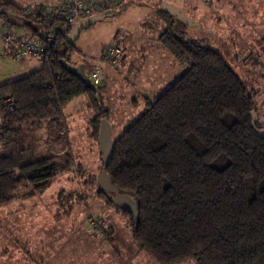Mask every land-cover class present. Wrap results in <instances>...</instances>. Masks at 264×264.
<instances>
[{
	"label": "trees",
	"instance_id": "trees-1",
	"mask_svg": "<svg viewBox=\"0 0 264 264\" xmlns=\"http://www.w3.org/2000/svg\"><path fill=\"white\" fill-rule=\"evenodd\" d=\"M43 10L0 0L7 23L27 27L48 48L37 70L0 84V207L43 192L62 170L37 147L43 124L55 121L67 102L87 98L97 141L100 119L109 121L98 82L88 83L63 63L74 44L45 38ZM158 13L160 44L186 69L147 99L145 111L113 140L106 173L136 201L137 213L116 206L113 194L97 189L96 196L128 217L133 240L157 264H264V137L251 127L254 96L220 52L187 37L190 26ZM246 58L254 64L253 54Z\"/></svg>",
	"mask_w": 264,
	"mask_h": 264
},
{
	"label": "rangeland",
	"instance_id": "rangeland-1",
	"mask_svg": "<svg viewBox=\"0 0 264 264\" xmlns=\"http://www.w3.org/2000/svg\"><path fill=\"white\" fill-rule=\"evenodd\" d=\"M3 1L29 10L60 2ZM162 1L182 8L199 24L200 29H187V37L220 52L245 81L254 96L256 122L264 129V0H129L83 30L74 50L63 59L68 68L95 85L90 70L100 63L107 45L118 43V33L123 35L124 58L116 68L101 62L103 81L95 85L107 110L112 140L145 111L147 99L160 95L186 69L159 42L164 27L158 13ZM9 32L32 36L27 27L9 24L0 15V84L28 76L41 66L34 58L15 60L6 53L2 37ZM250 53L254 64L251 58L243 61ZM93 118L87 98L79 96L61 108L55 121L43 124L37 152L53 155L62 170L43 192L0 207V264L156 263L133 240L128 217L96 196L102 156L93 137ZM90 217L100 218L97 227L91 226ZM180 264L198 263L191 259Z\"/></svg>",
	"mask_w": 264,
	"mask_h": 264
},
{
	"label": "built area",
	"instance_id": "built-area-1",
	"mask_svg": "<svg viewBox=\"0 0 264 264\" xmlns=\"http://www.w3.org/2000/svg\"><path fill=\"white\" fill-rule=\"evenodd\" d=\"M127 0H60L50 8H44L42 16L47 20V29L45 31V38L51 40L58 37H67L74 25L85 18L92 15L99 14L106 10H114L120 8ZM152 2L155 0H141ZM95 12V14H93ZM118 43L107 45L100 58V63L104 62L110 64L112 67H117L119 62L124 58V47L121 45L123 35L118 33L116 36ZM6 46V53L15 60H23L27 58H34L40 62L47 57L48 48L46 42L36 36H18L12 32L5 33L2 37ZM100 63H96L90 70L88 75L90 80L94 83L102 79L103 72ZM55 79L58 78L55 73ZM54 80V79H53ZM53 81L46 83L51 86ZM13 99H7L5 102H12ZM91 226L97 227L100 221L98 217H90Z\"/></svg>",
	"mask_w": 264,
	"mask_h": 264
},
{
	"label": "water",
	"instance_id": "water-1",
	"mask_svg": "<svg viewBox=\"0 0 264 264\" xmlns=\"http://www.w3.org/2000/svg\"><path fill=\"white\" fill-rule=\"evenodd\" d=\"M160 10L163 13L176 16L179 20L186 23L188 26H194L197 29H200L199 24L195 23L192 19L185 15L182 8L174 6L162 1L160 4ZM110 15V13H99L92 15L91 17L82 19L78 21L72 28L71 33L66 37V40L69 44L73 45L76 40L79 38L81 32L90 26L94 25L97 21L102 20L104 17ZM251 116V127L254 130L255 134L258 137H264V129H257L255 123L257 121V116L254 111L250 112ZM99 134H98V144L102 153V170L98 175V190L103 191L104 193L113 194L112 200L114 204L124 210L136 214V201L128 194L121 193L119 190L114 187L106 173V168L109 165V161L112 157L114 150L113 140L111 138V125L106 118L100 119L99 122Z\"/></svg>",
	"mask_w": 264,
	"mask_h": 264
},
{
	"label": "crops",
	"instance_id": "crops-1",
	"mask_svg": "<svg viewBox=\"0 0 264 264\" xmlns=\"http://www.w3.org/2000/svg\"><path fill=\"white\" fill-rule=\"evenodd\" d=\"M104 72H105V75H106V73H107V71L104 69ZM103 77H104V75H103ZM101 81H103V79H101ZM149 258H151V257H149ZM153 260V259H152ZM153 262H154V260H153ZM155 263V262H154ZM155 264H157V263H155Z\"/></svg>",
	"mask_w": 264,
	"mask_h": 264
}]
</instances>
